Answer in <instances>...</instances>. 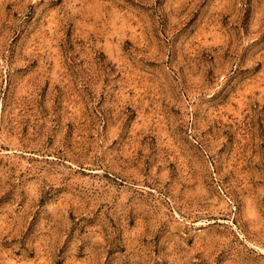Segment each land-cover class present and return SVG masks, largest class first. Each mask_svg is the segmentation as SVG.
<instances>
[{"label":"rangeland","instance_id":"obj_1","mask_svg":"<svg viewBox=\"0 0 264 264\" xmlns=\"http://www.w3.org/2000/svg\"><path fill=\"white\" fill-rule=\"evenodd\" d=\"M0 264H264V0H0Z\"/></svg>","mask_w":264,"mask_h":264}]
</instances>
